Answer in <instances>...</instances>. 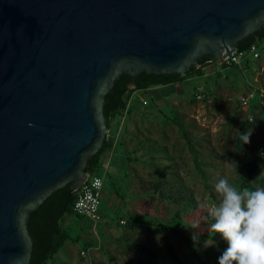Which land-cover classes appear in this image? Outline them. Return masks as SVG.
Returning <instances> with one entry per match:
<instances>
[{"label": "water", "instance_id": "obj_1", "mask_svg": "<svg viewBox=\"0 0 264 264\" xmlns=\"http://www.w3.org/2000/svg\"><path fill=\"white\" fill-rule=\"evenodd\" d=\"M263 26L264 0H0V264H30L33 212L90 177L122 75H186Z\"/></svg>", "mask_w": 264, "mask_h": 264}, {"label": "rangeland", "instance_id": "obj_2", "mask_svg": "<svg viewBox=\"0 0 264 264\" xmlns=\"http://www.w3.org/2000/svg\"><path fill=\"white\" fill-rule=\"evenodd\" d=\"M258 48L264 57V40ZM224 75L229 79L185 83L184 88L190 89L188 94L178 93L160 106L148 101L145 105L140 96H134L127 110L112 119L115 143L121 140L124 151L132 154L128 178L125 174L121 181L114 174L106 177L104 218L98 225L86 218L66 219L63 226L78 240L63 246L61 258L71 262L66 259L70 257L69 249L77 248V263L83 264L81 253L87 250L86 244L92 243L97 249L92 264H218L227 242L210 228L213 206L222 199L215 185L219 179L227 178L240 190L248 160L259 155V145H264V133L257 130L249 144L237 147L240 132L256 128L248 120L251 115L242 108V95L230 81L232 75L229 71ZM198 85L203 92L192 90ZM243 122H247L244 129ZM260 187H264V156L250 184V189ZM114 188L127 201V205H120L125 209H120L119 217L107 208ZM178 210L184 214L185 223L175 232L141 227L130 221V214H138L167 222ZM205 214L211 216L210 222H205ZM121 217L125 224L120 226ZM193 223L197 225L193 227ZM103 225L117 229L103 231ZM194 233L199 234L200 242L192 239ZM202 234L209 236L201 237ZM206 239H215L216 243L205 248ZM89 258L84 264H90ZM53 261L58 260L48 264Z\"/></svg>", "mask_w": 264, "mask_h": 264}, {"label": "trees", "instance_id": "obj_3", "mask_svg": "<svg viewBox=\"0 0 264 264\" xmlns=\"http://www.w3.org/2000/svg\"><path fill=\"white\" fill-rule=\"evenodd\" d=\"M263 40L264 26L253 35L239 42L237 51H248L252 45H258V43ZM209 60L210 59L207 57H204L197 66L189 68L186 75H181L180 73L155 75L144 72L138 75L135 80H133L129 74L122 75L114 84L112 91L106 94L104 98L105 105L103 107V114L109 130L108 134L112 133V136L107 135L105 137L102 148L94 155L92 160L88 161L85 170L90 172V176L100 175L103 171V158L105 154L112 151L115 146L116 131L113 128L112 119L117 114L127 110L132 93L136 91H146L157 86L182 84L191 77L203 76V68H205ZM132 83L135 84L133 88L130 87ZM177 121L178 120L175 118L174 122L181 128V125L178 124ZM246 123L243 122V129L246 127ZM243 146L242 141L239 140L237 147L240 149ZM261 159V155H254L248 160L246 164V176L241 182L240 190L250 189V184L259 170V162ZM77 194L78 191H73L71 185L67 184L55 190L43 204L33 212L28 223V230L33 242L30 264H48L54 259V256L63 248L67 241L78 240V237L73 238L71 232L63 226V223L68 217L83 218L76 215L73 210ZM205 215V222H210L212 220L211 216L209 217L208 214ZM130 221L141 227L153 228L160 231L169 228L173 232L185 223L184 214L180 210L176 211L172 219L167 222H160L138 214H130ZM196 225L197 223H193V227ZM208 236L209 234L201 235V237L205 238ZM86 247L89 248L91 245L86 244Z\"/></svg>", "mask_w": 264, "mask_h": 264}, {"label": "crops", "instance_id": "obj_4", "mask_svg": "<svg viewBox=\"0 0 264 264\" xmlns=\"http://www.w3.org/2000/svg\"><path fill=\"white\" fill-rule=\"evenodd\" d=\"M262 68L263 70L260 71ZM203 70H204L203 76L191 77L185 80L182 84L157 86V87H152L146 91H136L131 94L130 100L134 96H140V99L142 100V102L148 101L149 103H153V105L155 106H160L161 104L165 102V100H167V98L177 95L178 93H181L184 91V92H187L188 94L190 89L184 88L185 83L199 81L202 79L216 81V79L220 80V79L225 78L228 80L229 76H225L224 73L225 71H229L230 74L232 75V79L230 81L235 82V85L237 86L238 90L240 91L242 95L241 98L245 97L251 88L252 89L255 88L256 97L251 100L250 106L248 108H243V109L244 111L247 112L248 115H251L253 117L254 121L250 122V124L254 123V126L256 128V130H254L253 133L255 134L257 130L262 131L264 133V110L260 107V104H259L260 90H264V57H262L261 55L260 58L257 60L246 59L245 61H243L242 67H224V66H221V64L218 61H209L206 64L205 68H203ZM237 76H242V78L238 79ZM192 90L202 91L203 87L198 85L192 88ZM131 156L132 154H129V152L127 153V151H124L121 140H119L118 144L116 142L113 150L105 154L103 158V171L101 172L100 175L103 176L104 183H105L106 177L110 174H114L115 176H118V180L120 181H121V177L123 176V174H125L126 178H128V174L131 169V163H132L131 160L129 159ZM122 186H124L123 183H122ZM113 190H114V195L111 194V197L108 198L109 204L107 205V208L109 209V211H112L115 217H119L121 214L120 209L121 208L125 209L124 206H120V205H125V204L127 205V201L125 200V197L123 194L120 195L118 189L114 188ZM102 205H103V202H102ZM102 207L103 206H101V216L103 220L104 216L102 214ZM129 208L130 207H128L127 209ZM125 214H129V212H125ZM122 224H125V220L122 219L121 217L119 218V225L121 226ZM110 228L114 230L117 229L111 226H106V225L102 226L103 231H106ZM69 241H67L66 243H68ZM90 245L91 247L87 248L86 251L83 250L86 254L82 258L85 259L84 261L85 263L86 259L89 256L90 258L88 261H90V264H92L93 257L97 258V255H96L97 249L95 247V244L91 243ZM61 249L54 256V260L57 259L58 260L57 262L60 261L59 264H78L77 263V259H78L77 248H74V249L72 248V250L69 249L70 257L66 259H70L71 262H68L67 260H65V258L60 257ZM53 262H54L53 264H57L56 261H53Z\"/></svg>", "mask_w": 264, "mask_h": 264}, {"label": "clouds", "instance_id": "obj_5", "mask_svg": "<svg viewBox=\"0 0 264 264\" xmlns=\"http://www.w3.org/2000/svg\"><path fill=\"white\" fill-rule=\"evenodd\" d=\"M252 134L253 130L240 132L239 140L247 145ZM215 190L222 199L213 206L210 228L227 242L218 264H264V187L239 190L227 178H221ZM192 239L200 242L199 234L194 233ZM215 243V239L203 241L205 248Z\"/></svg>", "mask_w": 264, "mask_h": 264}, {"label": "built area", "instance_id": "obj_6", "mask_svg": "<svg viewBox=\"0 0 264 264\" xmlns=\"http://www.w3.org/2000/svg\"><path fill=\"white\" fill-rule=\"evenodd\" d=\"M261 56L258 45L254 44L248 51L238 52L228 59L219 62L224 67H242L243 61L246 59L257 60ZM263 68L260 70L262 71ZM256 97L255 88H251L247 95L241 98L242 108H248L250 102ZM143 104H147L143 101ZM260 107L264 110V90H260L259 96ZM249 122H253V117H249ZM259 155L264 152V145L260 144L258 148ZM263 157V156H262ZM104 178L103 176L94 175L90 176L86 182L78 190L77 198L74 203V213L80 217L89 219L95 225H98L102 221L101 206L104 197ZM123 223V222H121ZM82 256L86 253L83 251Z\"/></svg>", "mask_w": 264, "mask_h": 264}]
</instances>
